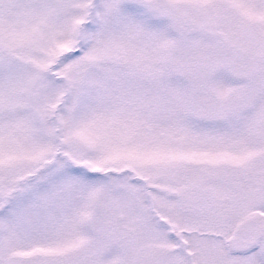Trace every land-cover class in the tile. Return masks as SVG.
Wrapping results in <instances>:
<instances>
[{
  "label": "snow or ice",
  "instance_id": "snow-or-ice-1",
  "mask_svg": "<svg viewBox=\"0 0 264 264\" xmlns=\"http://www.w3.org/2000/svg\"><path fill=\"white\" fill-rule=\"evenodd\" d=\"M0 264H264V0H0Z\"/></svg>",
  "mask_w": 264,
  "mask_h": 264
}]
</instances>
